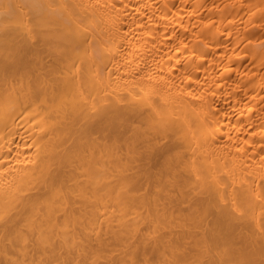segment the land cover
Returning a JSON list of instances; mask_svg holds the SVG:
<instances>
[{"label": "bare ground", "instance_id": "bare-ground-1", "mask_svg": "<svg viewBox=\"0 0 264 264\" xmlns=\"http://www.w3.org/2000/svg\"><path fill=\"white\" fill-rule=\"evenodd\" d=\"M0 264H264V0H0Z\"/></svg>", "mask_w": 264, "mask_h": 264}]
</instances>
